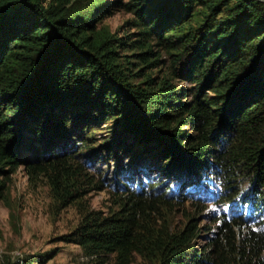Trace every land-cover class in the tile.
Returning a JSON list of instances; mask_svg holds the SVG:
<instances>
[{
  "label": "trees",
  "instance_id": "trees-1",
  "mask_svg": "<svg viewBox=\"0 0 264 264\" xmlns=\"http://www.w3.org/2000/svg\"><path fill=\"white\" fill-rule=\"evenodd\" d=\"M95 2L0 0V163L15 168L23 159L34 172L65 166L59 152L75 125L110 116L121 126L116 144L123 150L132 147L123 136L128 133L146 147L154 142L151 149L157 146L174 166L192 170L211 163L209 157L227 169L244 164L257 189L248 200L253 209L264 208V1L136 0L148 30L143 35L157 33L162 40L163 31L178 32L197 2L208 9L183 36L177 61L183 67L173 66L198 83L190 100L166 78L150 88L129 81L117 64L122 39L89 35ZM151 53L141 56L147 61ZM26 149L36 161L21 156ZM4 189L0 183V197ZM135 225L131 216L87 218L77 241L91 253L113 251L127 260L141 250ZM196 227L174 238L162 264L230 262L218 239L212 248L190 249ZM230 230L223 218L222 231ZM244 239L242 264H264V234L249 229Z\"/></svg>",
  "mask_w": 264,
  "mask_h": 264
},
{
  "label": "rangeland",
  "instance_id": "rangeland-1",
  "mask_svg": "<svg viewBox=\"0 0 264 264\" xmlns=\"http://www.w3.org/2000/svg\"><path fill=\"white\" fill-rule=\"evenodd\" d=\"M135 3L96 0L99 8L89 35L114 43L122 39L117 64L131 83L150 88L166 78L181 91V99H192L198 83L173 66L183 67L177 64L183 36L202 23L208 9L197 2L187 22L177 24L178 32L163 31L162 40L157 33L143 35L148 30ZM150 50L145 61L141 55ZM204 91L213 93L210 88ZM184 128L195 131L192 125ZM120 129L110 116L75 125L74 135L65 137L59 152L66 157L65 166L34 172L23 159L15 168L0 163V183L5 185L0 197V264H162L164 251L190 226H197L190 249L212 248L218 239L225 262L230 261L226 264H242L238 251L246 247L245 234L249 229L264 234V208L253 209L248 200L257 190L251 170L242 163L227 169L210 157L211 163L192 170L174 166L157 146L151 149L154 142L146 147L128 133L123 136L132 147L121 149L116 144ZM21 156L36 161L30 149ZM127 216L135 220L141 249L127 260L113 251L91 253L78 243L87 218ZM223 218L230 222V231H222Z\"/></svg>",
  "mask_w": 264,
  "mask_h": 264
}]
</instances>
